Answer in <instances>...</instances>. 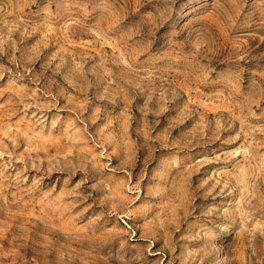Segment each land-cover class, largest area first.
Returning <instances> with one entry per match:
<instances>
[{
	"label": "rangeland",
	"instance_id": "374dc122",
	"mask_svg": "<svg viewBox=\"0 0 264 264\" xmlns=\"http://www.w3.org/2000/svg\"><path fill=\"white\" fill-rule=\"evenodd\" d=\"M0 264H264V0H0Z\"/></svg>",
	"mask_w": 264,
	"mask_h": 264
}]
</instances>
